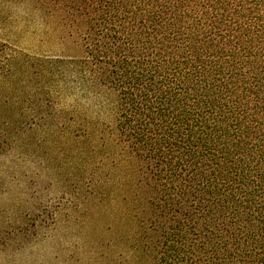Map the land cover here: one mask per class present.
Masks as SVG:
<instances>
[{
  "label": "trees",
  "instance_id": "obj_1",
  "mask_svg": "<svg viewBox=\"0 0 264 264\" xmlns=\"http://www.w3.org/2000/svg\"><path fill=\"white\" fill-rule=\"evenodd\" d=\"M21 1L81 55L29 58L58 74L50 87L65 70L87 98L114 96L147 188L138 263L264 264V0Z\"/></svg>",
  "mask_w": 264,
  "mask_h": 264
},
{
  "label": "rangeland",
  "instance_id": "obj_2",
  "mask_svg": "<svg viewBox=\"0 0 264 264\" xmlns=\"http://www.w3.org/2000/svg\"><path fill=\"white\" fill-rule=\"evenodd\" d=\"M25 12L0 0V40L18 53L11 69L6 50L0 58V264H139L134 217L147 188L115 133L114 96L87 98L65 70L67 85L50 87L58 74L29 58L81 55ZM56 87L63 102L47 95Z\"/></svg>",
  "mask_w": 264,
  "mask_h": 264
}]
</instances>
